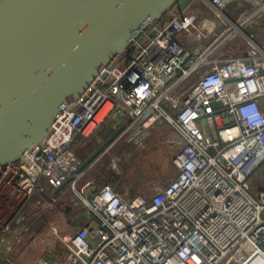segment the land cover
<instances>
[{"label": "built area", "instance_id": "obj_1", "mask_svg": "<svg viewBox=\"0 0 264 264\" xmlns=\"http://www.w3.org/2000/svg\"><path fill=\"white\" fill-rule=\"evenodd\" d=\"M205 1L217 19L186 8L154 24L57 118L45 142L7 166L0 242L45 184L69 181L86 221L67 232L52 226L67 248L58 264H264V188L252 192L264 163V42L247 31L264 18V0ZM230 2L246 6L240 19L226 11ZM112 116L130 119L120 137L160 122L178 134V174L152 196L95 186V178L82 183L73 144Z\"/></svg>", "mask_w": 264, "mask_h": 264}, {"label": "water", "instance_id": "obj_2", "mask_svg": "<svg viewBox=\"0 0 264 264\" xmlns=\"http://www.w3.org/2000/svg\"><path fill=\"white\" fill-rule=\"evenodd\" d=\"M191 1L0 0V177L47 140L57 118L78 106L99 74L136 38ZM126 125L88 156L81 170Z\"/></svg>", "mask_w": 264, "mask_h": 264}, {"label": "crops", "instance_id": "obj_3", "mask_svg": "<svg viewBox=\"0 0 264 264\" xmlns=\"http://www.w3.org/2000/svg\"><path fill=\"white\" fill-rule=\"evenodd\" d=\"M186 10L196 11L200 19H204V18L217 19L216 14L211 8L210 4L205 0H195L192 4H190L187 7ZM243 13L239 12L236 8L235 9L232 8L228 12L230 17H236L237 19H240L243 16ZM175 14L176 13L174 12H170L169 13L170 18ZM249 27L250 28L255 27L254 28L255 32L253 31L252 32L256 36L257 40H259L260 42H264L263 16H259L255 18L252 22H250L247 25L248 30ZM182 37L187 45L189 46L195 45L194 42L193 43L187 42L185 36ZM239 42L240 40L235 39L230 41V44L232 45V48H235L236 44ZM231 53L236 54L234 50H232ZM108 121L113 122V127H114L113 133L123 124L126 123L128 125L130 123V119L126 116L123 117L112 116L110 119H108L105 122V124ZM161 126L167 127V129L165 128V134L167 135L168 132V135L166 136L168 143L172 147L173 146L176 147V152L174 156H172V162L174 163L173 160L177 151L180 148V143L178 142V137H179L178 134L175 133V131L169 124H165L164 122L157 123L153 125L145 133L143 132L144 130L140 128H133L131 131L126 132L124 136L129 133L132 136V140H131L132 146L130 145L131 146L130 148L121 151L122 153L123 152L125 153V155H123L122 157L123 159L121 160L122 163L121 169H119L120 157L110 158V167H112L117 173H119L122 176V182H119L117 186V188L121 189L122 194H125L127 196H133V194L135 193V186H136L135 182H137V180L134 181L135 179L129 178L128 177L129 175H127V171H126L129 164L127 163L128 157L135 155L134 144H136L137 146L141 144L142 146L144 140L152 132V129H158ZM96 132L91 134L90 136L96 134ZM173 132L175 136H173L172 134ZM120 138L121 137L119 136L113 142V144L109 145L103 151V153H101V155L93 164H91L90 166L87 167V169H85V174L82 183H85L89 179L95 178V186L100 185L95 175L94 168L96 164L100 162V160L102 161L104 158H106V154L109 153V150L113 146H115L116 142ZM105 140L106 139L104 140L101 139V143L99 144V146ZM113 160L117 161L118 163L117 167L113 165ZM253 175H252V181H253ZM137 184L139 187L136 188L139 190V192L145 193L144 195L147 196H152L154 193H156L158 188L166 186L167 184H169V182L163 184V186L156 187L153 193L151 192L152 191L151 186L147 185L146 182H144V184L141 183H137ZM57 189L58 188H53L50 185L45 184L44 192H46V194L41 195V192H37L32 197V199L27 204V206H25V208L23 209L25 218L19 221L18 220L14 221L12 223L11 230L5 233L7 234L6 235L7 239L5 241L0 242V264H58L60 261L65 259L67 254V248L59 240V238L52 233V226L56 225L60 232H67L73 230L77 228L78 225L80 224L82 225L85 223L86 209L84 208L81 201L75 196L74 192L71 190L69 181H67V184L63 186L61 190L58 191Z\"/></svg>", "mask_w": 264, "mask_h": 264}, {"label": "rangeland", "instance_id": "obj_4", "mask_svg": "<svg viewBox=\"0 0 264 264\" xmlns=\"http://www.w3.org/2000/svg\"><path fill=\"white\" fill-rule=\"evenodd\" d=\"M254 28L255 27L252 28L249 27V30L247 29V31L253 33L255 32ZM198 73L199 70L196 71L184 83L185 84L189 83L192 79H194L197 76ZM164 123L168 124L167 122ZM165 128L167 129V127L161 126L158 129H152V132L144 140L142 146L141 144H139L141 147L139 145L137 146L136 144H134L135 149L134 148L133 149L135 155L128 157L127 163H129V165L126 170L127 175H129L128 177L137 180L138 181L137 183L144 184V182H146L147 185L151 186L152 193L154 192L156 187L163 186V184L169 181V179L160 180V178L164 176H168L171 168V159L176 152V147L174 146L172 147L168 143L166 137L168 135V132L166 135ZM172 134L173 136H175L174 132ZM131 140H132V136L130 135V133L121 137L116 142L115 146H113L109 150V153L106 154V158L120 157L119 169H121L122 167L121 160L123 159L122 158L123 155H125L124 152L123 153L121 152L123 151L122 148H124L123 146L127 144L132 146ZM261 188H264V163L255 171L253 175L252 192L255 193Z\"/></svg>", "mask_w": 264, "mask_h": 264}, {"label": "trees", "instance_id": "obj_5", "mask_svg": "<svg viewBox=\"0 0 264 264\" xmlns=\"http://www.w3.org/2000/svg\"><path fill=\"white\" fill-rule=\"evenodd\" d=\"M232 8L233 9L236 8L239 12H244L246 10V6H239L238 2H230L227 5L226 11L229 12L230 9ZM232 18L237 19L236 17H232ZM169 19H170V15L169 13H167L160 22L162 21L166 22ZM113 131H114L113 122L108 121L103 127L97 130L96 134L90 137L79 135L73 144V148L75 152L77 153V155L83 161H85L86 158L90 156L93 153V151H95L96 148L99 146V144L101 143V139L102 140L107 139L113 133ZM123 147L124 148H122V150L124 151L125 149L130 148L131 146L124 145ZM94 171L98 179V183L100 185L111 184L115 189L121 192V189L117 188V186L119 182H122V176L119 173H117L112 167H110V158H104L102 161L100 160V162L96 164ZM177 174H178V170L171 159V168H170V172L168 176L161 177L160 180L169 179L168 182H170L171 179L177 176ZM137 182H135L136 186H135V193L133 194V196L137 194H145V193L139 192V190L137 189L139 187ZM43 194H46V192L44 193L41 192V195Z\"/></svg>", "mask_w": 264, "mask_h": 264}]
</instances>
